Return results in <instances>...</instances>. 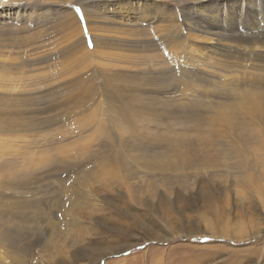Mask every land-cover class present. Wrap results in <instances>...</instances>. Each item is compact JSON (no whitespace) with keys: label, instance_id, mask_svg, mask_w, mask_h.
<instances>
[{"label":"rangeland","instance_id":"1","mask_svg":"<svg viewBox=\"0 0 264 264\" xmlns=\"http://www.w3.org/2000/svg\"><path fill=\"white\" fill-rule=\"evenodd\" d=\"M133 3L142 6L143 15L141 12H137L138 15L126 14ZM242 6L256 11V17L260 15L264 18V0H0V14L10 15L0 27L6 31L0 36V64L3 65L0 66V94L20 93L28 97L31 102L25 107L28 111L43 108V91L57 85L67 87L70 80L83 75L94 74L95 85L101 80L100 73H121L128 79L131 76L148 77L147 81L153 82V85L146 82L143 88L160 92L158 97H169L170 128L183 133V106L197 100H209L210 97L204 96L203 92L207 87L213 91L215 83L229 82L234 75L238 76L236 66H222L214 63L213 59L211 66L204 63L200 51L193 50L195 48L190 44L186 18L208 25L205 19L209 20V24L218 21L208 19L211 15L220 13L224 16L227 12L239 11ZM84 7L93 13L89 19L94 33L115 39L113 45L105 47L99 44L96 48L92 47V32L85 20ZM166 26H169L170 32L177 30L182 33L185 45L178 47L174 42L165 45L162 38L168 31ZM15 37L19 38L21 44H13ZM256 50H263L264 54L263 47H257ZM183 68L186 69L184 73ZM180 71L184 74V81L176 85L173 77ZM121 82L136 84L135 78ZM101 99V96L94 97L93 106L86 112L85 119L77 117L72 122L63 121L56 125L23 128L9 133L0 129V165L9 163V168L21 171L34 169L37 174L46 170L45 175L43 172L46 180L37 184L42 187L36 191H4L0 188L3 194H17L18 198L38 203L39 210L33 208L35 206L21 209L32 216L33 221L28 227L35 228L28 233L29 240L36 242L32 255L27 258L28 264H224L231 252L242 253L238 254L239 264H264L263 207L253 208L257 219L253 230L245 216H236V192L249 190L247 188L254 180L255 185L264 187V161L252 155L247 160H244V155L232 160L221 159L220 162L231 165L220 166L216 173L210 172V175L202 171L194 183L193 177L178 176L180 170L171 171L173 177L170 178L168 191L160 184L159 189L163 194L154 198L155 213L152 216L146 214L148 206L135 203L128 192L122 189L101 191L95 184L96 187L91 191L97 197L101 200L110 198L123 210H114L106 200L102 206L75 207L69 212V217L79 218L80 222L72 234L68 238L62 234L58 242L56 240L47 244V249H42L44 244L39 240L44 233L47 235L50 232L47 211H58L54 206L57 192L53 191L58 186V178L52 175L54 172H49L57 162L52 164L55 152H49L52 147L50 141L54 136L58 144L60 142L65 147L56 153L62 162L84 158L87 150H95L101 136L100 130L94 125L84 127L83 120H87L88 113L97 111ZM102 104L104 106L103 101ZM100 113L99 117L104 116ZM123 127L125 131L128 129ZM126 132L128 136L129 130ZM248 164L254 168L247 172L241 169V166ZM5 172L0 170L1 181L7 179L4 175L8 173ZM224 190L230 197L224 209L231 212L228 215L231 231L230 236L219 238L212 236L211 232L221 233L215 215L217 207L224 205V201H221L225 197L222 193ZM206 191L216 197L217 207L211 208L205 198ZM142 198L143 202H151L147 199V193ZM169 198V203H166ZM167 205L170 207V228L168 220L162 218ZM1 207L0 211H4V207ZM130 214L135 215L139 222H134ZM112 215L114 218L109 217ZM145 227H150L152 231L147 232ZM25 245L24 239L17 238L13 247L0 240V264L10 263L9 253L19 252ZM57 245L60 251L56 250ZM184 252H220V256L207 260L201 258L196 262L181 257Z\"/></svg>","mask_w":264,"mask_h":264},{"label":"bare ground","instance_id":"2","mask_svg":"<svg viewBox=\"0 0 264 264\" xmlns=\"http://www.w3.org/2000/svg\"><path fill=\"white\" fill-rule=\"evenodd\" d=\"M121 8L120 10L123 11L124 9ZM141 8L142 6L133 3L128 7L126 14L136 15L137 12L142 11ZM84 12L85 20L89 23V31L92 32H90L92 47L96 48L99 44L105 47L113 45L115 39L108 36L100 37L94 33L95 29L89 19L93 13L91 14L86 7ZM141 14L143 15L142 12ZM74 17L77 18L75 14ZM9 18L10 15L1 13L0 27ZM209 18L218 21L209 24V20L205 19V24L208 23V25H201L191 21L192 18H186L190 44L192 48H195L193 50L200 51L206 65L211 66L213 59L214 63L223 64L222 66H236L238 76L233 74L229 82L215 83L213 91L207 87L208 89L203 92L204 96L210 97L209 100H197L183 106L181 116L183 133L170 128L169 97H158L160 92L146 91L143 88L146 82H151L147 81L148 77L131 76L129 78H135L136 84H127L121 81H130V79L123 77L121 73H100L101 80L95 85L92 76L94 74L83 75L67 82V87L57 85L43 91V108L28 111L25 108L31 105L28 97L20 93L0 94V129L7 130L6 132L44 125L51 126L63 121L72 122L77 117L85 119L86 112L93 106L91 104L94 97H103L97 111L104 116L99 117L97 111H94L97 112L96 114L92 111L91 114L88 113L87 120H83L84 127L94 125L100 130L99 136H101L100 139L98 138L95 150H87L84 158L62 162V159L56 157V153L64 150L65 147L61 146L60 142L58 144L56 137L52 136L49 144L52 147L49 152H55L52 164L57 163L49 172H54L52 175L58 178V186H55L53 190L57 192L54 196L56 200L54 206L58 211L57 213L47 211L48 219L55 220L46 218L50 225V232L47 235L44 233L39 240L44 244L42 249H47V244L50 245L56 240L58 242L60 235L65 234L64 237L68 238L72 234L77 223L80 222L79 218L69 217V212L75 207L102 206V202L106 200L114 210H123L110 198L101 200L97 197L91 191L96 187L95 184H98L101 191L112 192L115 189H122L128 192L135 203L146 204L148 206L146 214L152 216L155 213L154 198L157 199L163 194V191L159 189L160 184L168 191V185L172 180L170 178L173 177L170 174L171 171L180 170L181 173L178 176L193 177L192 183H194L202 171L210 175L213 172L216 173L220 166L231 165L220 162L221 159L232 160L244 155V160H247L252 155L264 161V54H262L263 50H256L257 47L264 48V18L260 15L256 17V11L243 6L239 11L227 12L224 16L217 13ZM166 28L168 31L162 38L165 45L170 42H174L178 47L185 45L182 33L180 34L177 30L170 32L169 26ZM4 32L6 33L3 28H0V36ZM84 40L86 43V39ZM14 41L16 43L13 44H21L17 37ZM200 45L202 46L198 47ZM253 59L259 62L255 63ZM0 66L3 65L0 64ZM184 70L186 69H182L183 73ZM182 72H177L173 77L176 85L184 81ZM151 84L153 85V82ZM123 126L128 128L126 130H129L128 136L125 135L126 128ZM8 160L11 159L8 158ZM10 166L9 163L0 165V170L8 173L4 175L6 180H0V188L4 191L8 189H19V192L36 191L42 187L37 184L46 180L44 177L46 170L37 174L34 169L21 171L17 168H9ZM208 168L212 169L208 170ZM251 168H254L253 165L241 166V169L246 170L245 172ZM253 182L250 188H247L249 190L237 191L235 194V199L238 200L236 216H245L251 230L256 226L257 220L253 208L261 206L264 209V187L255 185V180ZM51 188L53 189L52 186ZM209 188L210 186L207 187ZM0 193V206L4 207V211H0V240L11 247L15 246L17 238L26 240L24 249L20 248L19 252L9 253L11 261L7 264H28L27 258L32 255L33 246L36 243L29 240L28 233L35 228L28 227V224L33 221L32 216L23 213L21 209L32 206L38 209V203L18 198L17 194L14 196L10 193L3 194L2 191ZM145 193L151 202L147 200L143 202L142 197ZM222 193L225 195L221 199L224 205L219 207L215 205L218 204V201L214 200L216 197L208 191L205 197L211 208L217 207L215 219L221 233L211 232V235L219 238L230 236L229 231H231L229 230L231 222L228 219L231 212L229 209H224L230 197L227 190ZM118 198L120 199V196ZM168 201L170 198L166 203H169ZM126 213L128 214L124 212ZM130 215L134 222H139L135 215ZM109 217L114 218V215ZM162 218L168 220L170 228L169 205L165 206ZM145 229L147 232L152 231L150 227ZM239 233L243 232L239 229ZM78 236L80 237V233ZM55 248L60 251L58 245ZM231 253L224 264H239L238 254L242 253ZM180 256L187 257L185 260L194 259L198 262L201 258L207 260L220 256V252H184ZM194 260L192 261L195 262Z\"/></svg>","mask_w":264,"mask_h":264}]
</instances>
